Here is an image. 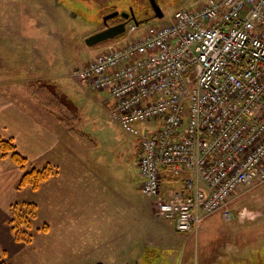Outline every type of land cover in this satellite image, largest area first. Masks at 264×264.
I'll return each instance as SVG.
<instances>
[{"label": "built area", "instance_id": "built-area-1", "mask_svg": "<svg viewBox=\"0 0 264 264\" xmlns=\"http://www.w3.org/2000/svg\"><path fill=\"white\" fill-rule=\"evenodd\" d=\"M104 47L72 72L103 91L109 114L136 137L139 191L179 234L230 217L241 188L264 183V0H207ZM162 173L181 178L161 197Z\"/></svg>", "mask_w": 264, "mask_h": 264}, {"label": "rangeland", "instance_id": "rangeland-1", "mask_svg": "<svg viewBox=\"0 0 264 264\" xmlns=\"http://www.w3.org/2000/svg\"><path fill=\"white\" fill-rule=\"evenodd\" d=\"M58 2L72 11H79L78 6L65 0ZM205 2L207 0H180L174 5L163 4L160 6L162 17L139 22L137 31L128 39L144 36L150 25L159 26L168 21L177 8H194ZM54 5L52 0H0V81H6V84L12 82V85H7L8 88L16 86L19 95L35 99L41 108L44 106L43 101L48 100L42 97L49 96L52 102L49 108L53 110L50 117L53 120L58 112L62 113V122L70 123L75 119L86 135L80 141L85 144L90 140L92 144L83 146L80 142L79 147L83 148L79 151L77 147V150L85 157L103 162L106 169L104 173L107 174L104 181L109 189L100 185L98 192L92 191L93 195L97 192V201L99 198L98 216L81 215L75 211L71 213L69 210L66 212L60 208L57 190L52 193L51 206L46 207L43 197H38L43 183L36 191L22 189L29 194L38 192L35 195L38 203L31 201L30 197H23L22 191H18V195L8 192L12 181L8 168L13 164L9 158L0 160V176H4L6 181L0 185V242L6 245H0L6 253L1 261L4 260L5 264L103 263L97 260V246L87 241L89 236L86 231L91 227L84 222H97L99 258H104L108 250L115 248L114 243L109 242V246L106 244V238L130 217L124 211L128 201L131 206L145 210V226H141V229H145L148 239L155 238L158 242L153 247L148 245L144 248L142 258L141 248L133 245L128 264H264V183L235 192L229 204L231 217L228 219L217 212L202 220L199 226L206 224V251L198 247L200 238L179 234L174 231L171 222L156 217L153 208L155 199L139 191L136 137L122 130L111 118V107H107L110 98L106 92L91 90L71 75L75 68L104 47L120 45L127 38L122 34L87 47L84 40L97 29L94 25L98 18L96 12L95 16L90 12L87 13L89 16L83 15V19H73ZM107 11L101 10L99 14ZM16 55L21 59L18 60ZM47 114L41 118L46 123ZM61 126L54 121L49 127L55 130ZM43 163L46 162L33 164L36 167L27 163L26 170L40 169ZM98 173L101 177V171ZM89 181H92L91 178ZM104 195L105 201L102 198ZM24 201L33 202L38 208L37 217L32 222L30 243L14 241L9 225L11 205ZM103 201L106 211L102 207ZM4 203L9 206L3 207ZM128 222L131 225L135 223L133 220ZM111 223L117 225L110 227ZM44 224L47 229L42 231ZM122 234H119V238L123 243L125 234ZM230 245L236 248V254ZM237 256L239 259L235 261Z\"/></svg>", "mask_w": 264, "mask_h": 264}, {"label": "crops", "instance_id": "crops-1", "mask_svg": "<svg viewBox=\"0 0 264 264\" xmlns=\"http://www.w3.org/2000/svg\"><path fill=\"white\" fill-rule=\"evenodd\" d=\"M6 83V81H0V137L12 138L18 151L28 159V163L30 165L34 166L33 164H42V162H46L41 166L49 164L53 166L56 171L54 176L42 184V188L40 190L41 193L38 197H43L44 206H51L52 193H55L57 190L60 199V208L65 209L66 212L69 210L71 213L75 211V213L77 212L81 215L98 216L100 210L99 198L97 201L98 186L102 185L104 188H108L107 183L104 181V179L107 177V174L104 173L106 169L102 161L85 157L82 152H78L77 147H79V143L81 142L80 139L82 136L86 137V135H84L82 130L78 127L77 121L74 119V121H70L71 124L62 122L63 119L60 117L62 116V113L59 112H55L57 114L53 118L56 119L53 120L50 117L53 110L49 108V105L52 103L49 101V96L42 97L48 100H42L44 106L41 108L39 102H37L35 99L30 98L27 95H19V90L16 88V86L8 88L7 85H12V82H9L8 84ZM17 83L19 84L20 82L17 81ZM111 106L112 102L110 101L107 103V107L109 108ZM61 111L64 110L61 109ZM46 114L48 120L47 123L43 122V119H41L44 118ZM54 121L59 122V124H62V126L56 128L55 130L50 129L49 126L52 125ZM83 144L84 143H82V145ZM86 145H92L90 140L83 146ZM82 148L83 147H79V151H81ZM60 151H62V154ZM59 157L63 158L64 161ZM8 171L10 172V177H12L9 187L10 191L8 192L14 194L18 191H22L24 193L23 197H30L29 199L31 201L38 203L37 197L35 196L38 192L29 194V192L26 190L16 189V185L22 174V171L14 164L11 168H8ZM99 171L102 173L101 177L99 176ZM89 178H91V182L89 181ZM85 179H87L88 184H86L87 181H85ZM5 182V177L0 176V185H4ZM181 185V178H169L165 176L164 173H162L161 197H165L164 192L166 190H177L181 187ZM93 189L94 191H97L95 192V195L92 193ZM106 194L108 195V193ZM116 196L121 198L119 195ZM111 197L112 199L114 198L113 190ZM102 198H104L105 201V195ZM92 201L94 204H92ZM104 201L102 203V207L103 210L106 211L107 207L104 208ZM2 206L8 207L9 205L8 203H4ZM125 208V213L130 217L126 219V221L124 220L123 225L117 228L113 234H109L110 238H106V244L109 246V242H111V244L114 243L113 246L115 248L108 250L105 253L104 258H99L100 250L97 245V222L94 220H85L84 222L85 224H89L91 227L86 231L89 236L87 241H89L90 245L97 246V260L100 259L104 264H128L127 262L131 259L132 248H134L133 245H136V248H141L140 257L142 258V252L144 248H146L148 245L153 247L156 243H158L155 238L148 239L145 229H141V226H145V210L141 209L140 207H135L133 205L131 206L128 201L125 203ZM153 208L155 210V201ZM131 211H133V213H131ZM133 214L135 216L132 219ZM205 219L206 218L203 220ZM130 220L135 221V223L132 225L129 224L128 221ZM81 224L82 221L80 220L79 225ZM115 225L117 224L111 223L110 227H114ZM121 233H123L122 236L125 234L123 243L119 238V234ZM190 235L200 238L199 242H201V246L198 244V247L205 248L206 251V224L202 226L200 225L195 234H188V238H192ZM0 245L6 246L1 242ZM230 248L231 250L234 249V253L236 254V248L233 245H230ZM204 257H206V252ZM237 257L235 261L239 259V257ZM222 258L228 259L230 257ZM183 260L184 257L182 258V261ZM216 263H218V261Z\"/></svg>", "mask_w": 264, "mask_h": 264}, {"label": "trees", "instance_id": "trees-1", "mask_svg": "<svg viewBox=\"0 0 264 264\" xmlns=\"http://www.w3.org/2000/svg\"><path fill=\"white\" fill-rule=\"evenodd\" d=\"M9 158L17 166L22 174L17 182L16 189L22 190L29 188L36 191L42 183L56 174L55 168L49 164L42 166L40 169L31 168L26 170L28 159L22 155L12 138H0V160ZM37 205L33 202H18L10 207V231L14 241L30 243L32 240V222L37 217ZM47 225H43L41 230L45 231ZM5 250L0 246V264H5ZM104 264V263H95Z\"/></svg>", "mask_w": 264, "mask_h": 264}, {"label": "flooded vegetation", "instance_id": "flooded-vegetation-1", "mask_svg": "<svg viewBox=\"0 0 264 264\" xmlns=\"http://www.w3.org/2000/svg\"><path fill=\"white\" fill-rule=\"evenodd\" d=\"M71 5L79 7V11H72L65 5L59 3L58 0H52L55 7H59L66 15L73 19H83V15L89 16L87 13L96 12L95 34L119 24H124V28L131 23H139L148 21L155 17L153 6L160 9L163 4H175L180 0H65ZM60 4V6L58 5ZM108 10L103 14H99L101 10ZM162 12V10L160 9ZM90 35V36H91ZM17 59L21 58L16 55Z\"/></svg>", "mask_w": 264, "mask_h": 264}, {"label": "water", "instance_id": "water-1", "mask_svg": "<svg viewBox=\"0 0 264 264\" xmlns=\"http://www.w3.org/2000/svg\"><path fill=\"white\" fill-rule=\"evenodd\" d=\"M153 6V12L155 14L156 18H161L162 17V12L160 11V9L154 5ZM135 24H137L136 22H134ZM125 28H124V24H119L113 27H109L106 28L105 30L95 33L89 37H87L84 40V44L87 47H93L96 46L98 44H101L107 40H111L113 38H116L118 36H120L123 32H124Z\"/></svg>", "mask_w": 264, "mask_h": 264}]
</instances>
